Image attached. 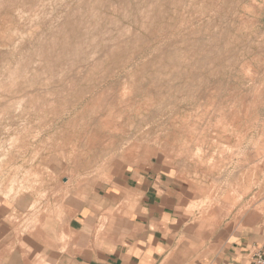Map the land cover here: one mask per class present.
<instances>
[{
	"label": "rangeland",
	"instance_id": "obj_1",
	"mask_svg": "<svg viewBox=\"0 0 264 264\" xmlns=\"http://www.w3.org/2000/svg\"><path fill=\"white\" fill-rule=\"evenodd\" d=\"M156 163L193 225L264 212V0H0V224Z\"/></svg>",
	"mask_w": 264,
	"mask_h": 264
},
{
	"label": "crops",
	"instance_id": "obj_2",
	"mask_svg": "<svg viewBox=\"0 0 264 264\" xmlns=\"http://www.w3.org/2000/svg\"><path fill=\"white\" fill-rule=\"evenodd\" d=\"M186 201L159 164L128 167L78 202L67 228L41 224L21 237L0 224V264H250L264 251V212L211 230L191 224Z\"/></svg>",
	"mask_w": 264,
	"mask_h": 264
},
{
	"label": "built area",
	"instance_id": "obj_3",
	"mask_svg": "<svg viewBox=\"0 0 264 264\" xmlns=\"http://www.w3.org/2000/svg\"><path fill=\"white\" fill-rule=\"evenodd\" d=\"M250 264H264V251L261 248L254 250Z\"/></svg>",
	"mask_w": 264,
	"mask_h": 264
},
{
	"label": "bare ground",
	"instance_id": "obj_4",
	"mask_svg": "<svg viewBox=\"0 0 264 264\" xmlns=\"http://www.w3.org/2000/svg\"><path fill=\"white\" fill-rule=\"evenodd\" d=\"M102 110V109H101ZM104 110V109H103ZM203 123V122H202ZM98 124V123H97ZM191 125V124H190ZM100 126V125H99ZM207 126V125H206ZM101 127V126H100ZM179 128V127H178ZM174 132V131H173ZM195 132V131H194ZM120 133V132H119ZM123 133V132H122ZM105 135V134H104ZM117 135V134H116ZM123 135V134H122ZM205 136V135H204ZM173 137V136H172ZM176 137V136H175ZM118 139V138H117ZM82 141V140H81ZM185 141V140H184ZM212 141V140H211ZM79 144H81V143H79ZM84 144V143H83ZM86 144V143H85ZM84 144V145H85ZM120 144V143H119ZM82 145V144H81ZM91 145V144H90ZM98 145V144H97ZM76 146V145H75ZM87 146H89V145H87ZM90 147V146H89ZM85 148V147H84ZM92 148H94V147H92ZM79 150V149H78ZM81 150V149H80ZM89 150H91V149H89ZM95 151V150H94ZM79 152V151H78ZM103 152V151H102ZM101 152V153H102ZM74 154V153H73ZM75 155H77V153H75ZM73 156V155H72ZM190 156V155H189ZM187 158V157H186ZM74 159H76V158H74ZM77 160V159H76ZM80 161V160H79ZM189 161V160H188ZM79 163H81V164H83L81 161L79 162ZM226 206V205H225ZM225 212V211H224ZM227 212V211H226ZM224 214V213H223ZM214 216V215H213ZM17 227V226H16ZM16 230H18V229H16Z\"/></svg>",
	"mask_w": 264,
	"mask_h": 264
}]
</instances>
